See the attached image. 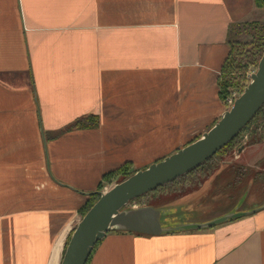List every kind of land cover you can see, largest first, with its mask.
I'll list each match as a JSON object with an SVG mask.
<instances>
[{
  "label": "crops",
  "instance_id": "0c3cea01",
  "mask_svg": "<svg viewBox=\"0 0 264 264\" xmlns=\"http://www.w3.org/2000/svg\"><path fill=\"white\" fill-rule=\"evenodd\" d=\"M255 5L0 0V264H50L59 239L61 264V231L108 173L145 169L218 122L228 30ZM257 206L202 229L108 232L89 264H264Z\"/></svg>",
  "mask_w": 264,
  "mask_h": 264
},
{
  "label": "water",
  "instance_id": "95a60500",
  "mask_svg": "<svg viewBox=\"0 0 264 264\" xmlns=\"http://www.w3.org/2000/svg\"><path fill=\"white\" fill-rule=\"evenodd\" d=\"M256 71L238 96L231 109L219 117L218 122L201 137L174 153L137 170L115 186L98 193L100 198L77 223L68 243L61 264H87L95 246L108 232L126 230L158 235L164 231L202 229L219 225L239 217L243 212L233 211L207 222H184L165 225L168 211L152 205L126 207L131 201L162 185L190 173L233 140L253 120L264 105V54ZM89 193V195L91 194Z\"/></svg>",
  "mask_w": 264,
  "mask_h": 264
},
{
  "label": "rangeland",
  "instance_id": "374dc122",
  "mask_svg": "<svg viewBox=\"0 0 264 264\" xmlns=\"http://www.w3.org/2000/svg\"><path fill=\"white\" fill-rule=\"evenodd\" d=\"M244 14L246 20H264V8H259L256 5L253 11L247 9ZM256 69L252 67L248 76ZM230 91L231 94L227 95L225 100L222 99L224 105H226V110L231 109L233 106V103H229V99L243 93L238 88H231ZM262 116L261 113L257 120L249 123L237 135L236 146L229 153L214 155L190 173L182 175L175 181L164 184L146 195L135 198L126 207L152 205L168 211L167 215L169 217L172 214H179V219L182 221H201L219 217L217 215L221 216L227 212L235 211L237 208L244 210L255 203L259 204L257 207L262 206L264 203V160L258 163L261 164L258 168L255 165L253 166L252 162L257 153H262V150L256 152L260 150L259 147L256 148L252 145L262 143V146H264V139L261 143L253 142L259 137L253 132L255 129L259 128V135L264 134V121L260 122V119H263ZM258 125L260 126L256 127ZM127 169V172L139 170L133 166H128ZM122 177L121 171L105 177V182L99 186V190L103 191L105 187L109 190L119 183ZM89 199L87 198L77 208V211H73V217L68 224H65V230L60 233V237H63V234L68 230L67 228L71 227L64 244V251L68 245L69 237L83 217L81 209ZM221 212L223 213L221 214Z\"/></svg>",
  "mask_w": 264,
  "mask_h": 264
},
{
  "label": "trees",
  "instance_id": "16d2710c",
  "mask_svg": "<svg viewBox=\"0 0 264 264\" xmlns=\"http://www.w3.org/2000/svg\"><path fill=\"white\" fill-rule=\"evenodd\" d=\"M254 4H256V6H258L259 8H264V0H254ZM228 33V44L230 48V53L227 59L224 61L225 63L222 66L221 74L219 76V91L223 100L226 99L227 95L231 94V88H238L239 90L244 91L243 89L245 88L246 83L250 80L248 76L250 69L252 67H258L260 62L259 60L264 54V20L257 19L245 20L243 22H234L230 25ZM261 113L263 114V119H260V122L264 121V105L261 107L260 111L253 117V120L251 122L257 120L258 116H260ZM94 125L87 123L86 119L85 121H78L74 124L75 127L83 128ZM259 126L260 125L256 127ZM258 129L259 128L253 131L256 133V136H259L253 142L261 143V141H263L264 139V134L259 135ZM237 137L238 136L233 138L232 141L222 147V149L219 150V152L215 156H218L219 154L229 153L231 150H233V148L236 146L235 141ZM128 166H131V164L126 163L122 165L118 170L108 173L106 177L119 173V171H121V173L123 174L121 180H124L137 171L133 170V172H127ZM89 196L90 199L81 209L83 216L89 211L91 206L100 198L98 193H91ZM70 238L71 236L69 237V242ZM91 257L87 264H89Z\"/></svg>",
  "mask_w": 264,
  "mask_h": 264
},
{
  "label": "bare ground",
  "instance_id": "6f19581e",
  "mask_svg": "<svg viewBox=\"0 0 264 264\" xmlns=\"http://www.w3.org/2000/svg\"><path fill=\"white\" fill-rule=\"evenodd\" d=\"M61 246H62V240L59 239L58 243L56 244L55 248H54V251L52 253V259L50 261V264H57V260H58V256H59V251L61 249Z\"/></svg>",
  "mask_w": 264,
  "mask_h": 264
},
{
  "label": "built area",
  "instance_id": "2783aa9c",
  "mask_svg": "<svg viewBox=\"0 0 264 264\" xmlns=\"http://www.w3.org/2000/svg\"><path fill=\"white\" fill-rule=\"evenodd\" d=\"M250 74H251V73H250ZM249 76H250V75H249ZM250 77H251V76H250ZM237 97H238L237 95L231 97V99H229V103H230V104L234 103V101H235V99H236ZM107 190H108L107 187H105L104 190H103V192H105V191H107Z\"/></svg>",
  "mask_w": 264,
  "mask_h": 264
},
{
  "label": "flooded vegetation",
  "instance_id": "af4514ba",
  "mask_svg": "<svg viewBox=\"0 0 264 264\" xmlns=\"http://www.w3.org/2000/svg\"><path fill=\"white\" fill-rule=\"evenodd\" d=\"M244 150V149H243ZM242 152V151H241Z\"/></svg>",
  "mask_w": 264,
  "mask_h": 264
}]
</instances>
